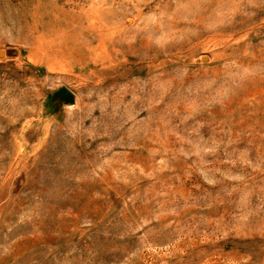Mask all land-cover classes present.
Segmentation results:
<instances>
[{"label": "rangeland", "instance_id": "1", "mask_svg": "<svg viewBox=\"0 0 264 264\" xmlns=\"http://www.w3.org/2000/svg\"><path fill=\"white\" fill-rule=\"evenodd\" d=\"M0 264H264V0H0Z\"/></svg>", "mask_w": 264, "mask_h": 264}]
</instances>
